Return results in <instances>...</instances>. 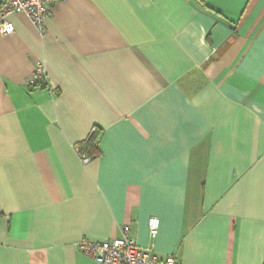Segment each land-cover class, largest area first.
Segmentation results:
<instances>
[{
  "label": "crops",
  "instance_id": "obj_1",
  "mask_svg": "<svg viewBox=\"0 0 264 264\" xmlns=\"http://www.w3.org/2000/svg\"><path fill=\"white\" fill-rule=\"evenodd\" d=\"M7 20L0 264H100L79 243L124 228L178 264H264V0H61L43 34Z\"/></svg>",
  "mask_w": 264,
  "mask_h": 264
},
{
  "label": "built area",
  "instance_id": "obj_2",
  "mask_svg": "<svg viewBox=\"0 0 264 264\" xmlns=\"http://www.w3.org/2000/svg\"><path fill=\"white\" fill-rule=\"evenodd\" d=\"M61 0H2L0 4V34L10 35L14 32V26L7 20L11 13L26 14L37 31L43 34L45 22L48 19L51 7ZM45 71L40 62H37L33 73L26 79V85L34 87L45 82ZM97 128H91L95 133ZM77 153L83 164L90 161L85 154ZM159 229V219L149 217L147 220V230L150 238L157 235ZM78 249L86 257L100 264H178L173 255L159 257L151 249L140 246L128 235L127 228L121 231V236L109 241L91 242L82 240Z\"/></svg>",
  "mask_w": 264,
  "mask_h": 264
},
{
  "label": "trees",
  "instance_id": "obj_3",
  "mask_svg": "<svg viewBox=\"0 0 264 264\" xmlns=\"http://www.w3.org/2000/svg\"><path fill=\"white\" fill-rule=\"evenodd\" d=\"M97 141L98 129L95 133L89 134V136L84 141L76 144V148L78 149L79 153L85 154L91 160L97 158L100 155Z\"/></svg>",
  "mask_w": 264,
  "mask_h": 264
}]
</instances>
